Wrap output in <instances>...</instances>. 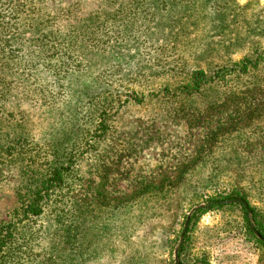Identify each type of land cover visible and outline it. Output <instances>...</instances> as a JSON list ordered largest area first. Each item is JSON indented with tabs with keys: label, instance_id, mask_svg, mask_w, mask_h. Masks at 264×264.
<instances>
[{
	"label": "rangeland",
	"instance_id": "1",
	"mask_svg": "<svg viewBox=\"0 0 264 264\" xmlns=\"http://www.w3.org/2000/svg\"><path fill=\"white\" fill-rule=\"evenodd\" d=\"M26 2L20 10L19 1L0 0V17L10 26L4 32L16 44L0 46L3 63L22 57L40 72L49 60L35 58L32 46L38 51L40 43H55L63 57L50 61L59 67L66 57L72 75L66 80L62 64L60 74L48 70L31 85L11 76L6 81L11 90L0 100V222L11 221L19 205L30 154L47 158V139L70 127L68 84L71 89L95 79L122 97L128 89L148 97L121 106L111 127L92 146L80 147L72 189L52 193L46 213L32 224L42 233L32 234L29 251L17 258L21 264H264V248L248 233L241 205L216 207L190 222L198 206L238 189L264 213V61L240 78L188 96L191 119L163 91L190 69L210 71L258 56L251 48L264 50V0H170L156 7L151 0ZM71 36L83 41L79 48L65 42ZM37 86L48 88L47 104ZM5 87L0 81L2 92ZM75 198L82 210L78 244L58 237L60 248H52L55 210L69 225Z\"/></svg>",
	"mask_w": 264,
	"mask_h": 264
},
{
	"label": "trees",
	"instance_id": "2",
	"mask_svg": "<svg viewBox=\"0 0 264 264\" xmlns=\"http://www.w3.org/2000/svg\"><path fill=\"white\" fill-rule=\"evenodd\" d=\"M16 1H19V5L17 6H21L20 10L23 9L22 7L28 5L26 2L27 0H5V2H8L11 5ZM151 1H153L154 6L156 7L161 3L166 1L169 2L170 0ZM96 23L98 26L100 25L97 20ZM7 24L8 22L0 17V46L4 44L9 46L15 43L14 38L4 32L10 28V26H6ZM73 30L77 31L78 29L74 28ZM92 33L94 34L95 31ZM77 35L80 36L81 33L79 32ZM54 38V40H60L59 37ZM77 39L78 37L75 38L74 36H71L69 42L66 41L68 39H65V42L74 46L78 42L79 45L77 47L79 48L83 41H76ZM14 45L16 46V44ZM39 46L40 50L38 51H36V48H33H38L37 44L32 46L33 50L31 51L33 52L34 57L49 60L46 65V69L40 72L36 70V66H32L27 59L24 60L22 57L18 58L15 62L13 57L12 61L5 65L2 61L3 55H0V81L5 83L8 87H5L4 92L0 90V100L3 94L11 90L9 84H6V81L10 78V76L14 79H18L20 83L26 82L31 85L39 81L42 77H47L48 70L60 74V71L65 64L67 66L65 71L67 74L65 78L67 80L68 75L69 78L71 77L72 74L68 69L66 57H64L63 62H61L59 67L54 66L53 61H50L52 58L63 57L62 49L59 46H56L55 43L49 45V42H47V45L45 43H40ZM30 47L31 46H29V48ZM55 51H59L60 53L57 54ZM251 51L252 53H258V56H245L241 60L232 61V64L230 65L219 66L210 71L201 67L193 68L192 70L190 69L186 71L183 80L180 81L177 86L175 84L168 83V85L164 86L163 91L166 92L165 95H169L167 98L173 97L176 98L175 100L180 101L178 107L179 111L181 110L182 112H186L188 114L186 115L187 118L191 119L189 116V107L184 103V100L207 84L227 82V80L233 79L234 76L240 78L242 75L247 74L251 68H258L261 61H264V50L261 48L253 50V48H251ZM48 53H50V57L47 56ZM94 57L95 56L93 55L88 56V58L92 61L94 60ZM8 61H10V59H8ZM74 79L77 80L75 77ZM48 85L49 83H47V87L50 89ZM60 85L62 86L63 83H60ZM79 85L80 86L73 84L71 89H69L68 84V90L71 93L70 97H73L72 102L68 106L69 110L72 111L71 120L69 121V129L62 131L61 134L55 137L47 139V148L44 149L47 152V158L43 159V156L46 154L43 156L41 155L40 159L38 158L39 154H30V157L33 160L27 163L28 169L26 167L24 168V182L16 194L19 205L14 210V215L11 221L0 222V264H21V261L17 258L21 253L29 251L34 241L32 234H35L34 236L39 234L41 228L38 227L37 229L32 224L46 213V209L52 199V193L57 191V189L64 191V188H68L66 191L72 189L71 183L78 177L79 158L83 155V152L80 151V147L84 144L92 146L94 139L104 134L109 127H111L112 119L114 115L118 113L121 106L131 101L134 103H141L148 97L145 93H140L136 90L131 92L130 89L124 93V96L126 97H122L120 92L117 93L110 89V86L105 82L100 85L95 79L90 82H81L79 80ZM47 87L40 89V87L37 86L35 88V91L40 90L43 94L38 95L41 104L48 103V96L46 93L48 90ZM71 91H74V93ZM254 105L255 104L252 103V107ZM87 119H89V121L83 123V121ZM7 148L16 149L15 147ZM22 150L23 148H20L18 152L21 153ZM237 197L242 198L245 203H223V201L228 198ZM58 199L59 196L55 199V201ZM211 201H213V203L208 206L198 208L192 215L190 222H193L205 212L216 207L241 205L248 233L255 238L261 247L264 248V213L260 206L253 205L249 201L248 197L241 193L240 189H238V191L234 190L230 194L223 197H214ZM122 203L123 202L118 203L117 206L122 207ZM73 204L75 207V219H73L69 225H65L66 219L63 211L60 209L55 210V220L57 221V224L54 230L55 232L57 231V236L56 238L53 237L51 239L53 240L51 242L52 248L57 250L60 248L62 241H55L58 237L60 239H64L66 245L72 244L73 246H76L78 244L79 236L82 234V227L78 225L76 221H78V216L82 210L80 209L81 204L78 199L75 198ZM124 204L126 205V203ZM250 223L254 224V228L250 227ZM62 227L63 229H61ZM254 231H257L262 238H257ZM185 240H189L187 233L185 235ZM183 248L184 245L179 251L180 254ZM52 262H54V264H62L60 261L57 262L52 260Z\"/></svg>",
	"mask_w": 264,
	"mask_h": 264
},
{
	"label": "water",
	"instance_id": "3",
	"mask_svg": "<svg viewBox=\"0 0 264 264\" xmlns=\"http://www.w3.org/2000/svg\"><path fill=\"white\" fill-rule=\"evenodd\" d=\"M231 202H243V203H245V201H244L243 199H241V198L229 199V200L224 201V203H231ZM202 206H204V205H200V206H198V207H202ZM198 207H195V208L191 211V214H192L193 211H194L196 208H198ZM188 224H189V217H188V219H187V221H186L184 232L187 231ZM251 228H254V225H253V224H251ZM255 233L257 234V236H258L259 238H262L261 235H260L257 231H255ZM176 253H177V252H176ZM176 258H177V255H176ZM177 261L179 262V259H178V258H177ZM179 264H182V263H179Z\"/></svg>",
	"mask_w": 264,
	"mask_h": 264
}]
</instances>
